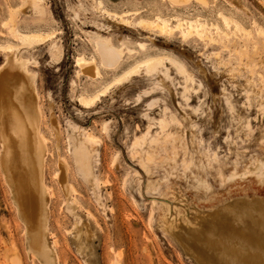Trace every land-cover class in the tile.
I'll list each match as a JSON object with an SVG mask.
<instances>
[{
  "label": "rangeland",
  "instance_id": "obj_1",
  "mask_svg": "<svg viewBox=\"0 0 264 264\" xmlns=\"http://www.w3.org/2000/svg\"><path fill=\"white\" fill-rule=\"evenodd\" d=\"M102 1L106 8H138L140 14L128 16L127 25L105 17L97 0H40L37 13L27 1L0 0V44L15 46L0 48V69L16 54L15 67L25 69L44 112L47 225L55 231L62 263L264 264V211L247 215L250 204L264 202V31H258L264 29V0H188L183 7L167 0ZM218 10L249 29L224 23ZM156 12L200 14L212 22L208 39H182L177 31L157 35L133 24L138 16ZM10 25L53 34L22 46ZM96 34L133 48L129 53L124 47L117 67H100L99 80L75 65L79 53H95ZM142 41L147 50L180 61L192 76L191 89L183 91V76L167 63V71L141 70L110 86L93 106H81L77 94L94 91L139 58ZM86 131L96 137L86 138ZM19 136L14 137L17 143ZM81 141L90 150L88 183L73 154V144ZM62 168L75 188L72 211L64 200ZM6 179L0 168V264H6L11 247L22 264H31L25 222L16 213ZM76 220L83 230V249L72 236ZM223 220L228 227L218 228ZM190 229L196 235L192 246L177 237L189 236Z\"/></svg>",
  "mask_w": 264,
  "mask_h": 264
},
{
  "label": "bare ground",
  "instance_id": "obj_2",
  "mask_svg": "<svg viewBox=\"0 0 264 264\" xmlns=\"http://www.w3.org/2000/svg\"><path fill=\"white\" fill-rule=\"evenodd\" d=\"M21 1L22 2L27 1L29 7L35 13L42 11L39 2L40 0H21ZM167 1L174 6L183 7L188 0H167ZM197 1L204 2V0H197ZM97 2L101 6L102 12L105 15V17L111 20L117 19L120 21V23L123 24L130 25L129 24L130 20L128 19V16L130 17V15L140 14V10L138 8H130V9L116 11L106 8L103 5L102 0H97ZM10 11L13 12L12 9ZM218 11L219 14L221 15L219 17L222 18L221 20L224 21V23H233L234 26H236V28L239 27L243 31L249 29V28H245L232 14L224 12L222 10H218ZM133 24H135L138 27L144 28L146 31L153 32L154 34L157 35L166 36L177 31L180 33L182 39L190 38L192 36H195L199 39H205L204 37L208 35V29L211 28L209 27V25H211L212 22L208 21L200 14L182 15L178 12H175L169 15H165L156 12L151 17L138 16ZM9 28L11 30L10 32H12L11 34L16 36V38L19 40V45L22 46H29L34 42H44L48 40L53 34L52 31L22 30L16 28L15 26H11ZM217 28L221 30L218 27V25L216 27V31L218 30ZM262 30L264 31L262 27H258L259 33ZM247 33L248 32H246V34ZM206 39H208V36ZM93 40H94L93 44H94L95 53L94 52L90 54H85L83 52L79 53L75 57V65L78 67L79 72L85 75H90L93 78L99 80L102 78V72L100 67L103 66L106 69H113L117 67L122 59L123 49L125 46H123V43L115 44L109 38H106L100 34H96ZM138 45L140 49H143V52L140 54L139 58H137L135 61L129 64L122 71L113 75L112 78L107 83L103 84L99 88H96L94 91L87 92L81 90L77 94L76 97L77 102L84 107L93 106L95 102L99 99V97L103 95L109 89L110 86L114 84L122 83L125 79H128V77H130L131 75L133 76L134 73L136 74L139 73L141 70H143L145 73H149L151 71L156 70L158 67H162L165 69V71H167L168 69L167 63L175 66L178 72L183 76L184 79L183 91H188L191 89V87H189L188 85V82L192 81V76L188 73V71L185 69L183 64L180 61H178L174 56L170 54H165L163 52H151L150 50H147V48H145V42L143 41L139 42ZM12 46H14V44L10 42L0 44V48H4V49L7 48L9 50L10 47ZM126 52L133 53V48H126ZM17 63H18L17 55L16 54L11 55L7 59V64H4L0 69V142L2 144V153L0 152L1 153L0 163L2 164L1 165L2 167L0 166V168L2 169L4 168L7 177L6 180H8V182L11 184L13 188V192H14L13 195L16 204L15 208H17L16 213H18V215L25 222V227H24L25 240H26L25 247L27 249V252L29 253L30 258L29 257L28 258L31 260L32 262L31 264H37V263L63 264L61 250L60 251L56 250V243L58 240L56 239L55 231L52 228L48 227L47 225V217L49 214L48 193L50 192L47 190L48 186L47 183L44 182V178H43L44 177L43 162L45 159L44 153H46L47 151L44 152L42 147L43 146L42 142L45 133L43 134L44 131L42 132L40 128V124L42 122L44 112L42 111L43 109L41 108V104L38 101L39 96L37 91L31 87L30 81L28 80V77H26L25 69L22 68L21 66L15 67ZM187 97L188 96H186V98ZM172 116L170 117L172 118ZM51 124H52V128L55 131H57V125L53 120H51ZM86 132H85L86 138L93 139L94 137H96V135L93 132H88V131ZM16 134H17V138L20 134H22L21 136H19L20 138H22V141L20 142H22L23 145L25 144L27 147L28 145H30V149L27 148L26 150H23L21 148L22 143L20 142L17 143L18 139L17 141L14 139ZM142 135L144 136V134ZM23 136L25 137V139L23 138ZM20 138L19 140H21ZM23 140H25L24 142L26 143L28 142V145L24 143ZM72 143L73 142H71V145ZM73 146H74L73 148L74 159L78 164L79 172L81 173L86 183H88L87 181H90V179L92 178V171H91L92 167L90 165V150L86 147L84 141L78 142L75 145L73 144ZM154 152L156 153L155 150ZM9 153H11V157H13V158L10 157L11 161H9L8 159V156H10ZM65 159L64 160L61 159V162L62 163L63 161L67 162V160L65 161ZM195 163L197 165V162ZM65 166H67L66 163ZM248 171L253 172L254 171L253 166L250 169H248ZM65 173L66 170L62 168L60 170L61 185L64 193V200L66 207L68 208V210L72 211L73 202L75 200V196L72 194V192L74 191L75 188L70 182L65 180L66 177ZM17 175L19 176L16 177ZM195 177H199V176H195ZM249 207L251 208V212L247 213V215L249 216V218H253L254 211L256 210L264 211V202L255 201L254 203L250 204ZM86 210H87V216L89 217L90 215L88 212L89 209ZM164 217L166 218V215ZM164 217L161 218L163 222L167 221V219H165ZM254 222L256 224H259L262 223L263 221L259 222V220H254ZM224 225H226L224 223V220L220 221L218 223V228H222ZM190 231H189L190 233L188 234L189 236L185 237L184 235L177 234V237L183 243L192 246L196 235L195 232H192L193 231L192 229H190ZM82 235H83V230L81 227V223L80 221L76 220L75 223L73 224L72 236L73 239H76L79 242L78 249H83V242H81L83 239L80 241ZM196 241H198V238ZM10 249H11L10 251L12 250L13 251L12 253L9 254L8 252H6L5 255L6 264H22L20 254L15 251L16 250L15 247H11ZM8 250L9 249H6V251Z\"/></svg>",
  "mask_w": 264,
  "mask_h": 264
}]
</instances>
